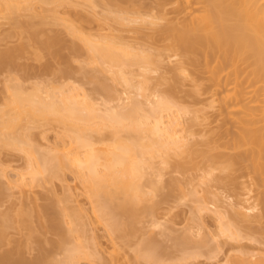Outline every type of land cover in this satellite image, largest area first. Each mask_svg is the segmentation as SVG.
Masks as SVG:
<instances>
[{
  "label": "bare ground",
  "instance_id": "1",
  "mask_svg": "<svg viewBox=\"0 0 264 264\" xmlns=\"http://www.w3.org/2000/svg\"><path fill=\"white\" fill-rule=\"evenodd\" d=\"M54 1L0 0V13H2L3 16L10 15L11 18L7 17L9 18V21L12 22L10 23L12 30L14 28V33H12L15 34V36H18L17 42H19L18 44H11V46H9V43H6V46L0 44L3 46H0V71L3 73L5 72L6 75L3 77L4 80L2 81V89L4 91L2 90V92L0 90L2 92L1 94H3V102L0 104V143L4 146L12 148L15 147V149L18 148L22 152H25V156L27 155L26 162L28 163V170L27 172H23L24 174L26 173L25 175L22 173L20 174L22 185H29L28 183H23L24 181L27 182L25 176L28 175V173L29 177H31L30 182L33 184L34 182L41 183L44 182V180L51 181L55 178H61V173L63 172L62 170L72 169V172L76 173L85 185L88 197H90V199L92 198L94 213L98 214V219H100L101 222L103 221V224H106L107 229L109 228L111 231L110 232L108 230L110 234L123 233V236H126L125 238L123 237V239H127L131 236V233L134 235L137 229L135 224L140 222H138L139 218L143 216L144 213H147L148 210V213L150 214L152 213L150 211L154 212V206H149L148 209L143 212L144 207H146L145 204L143 205L146 200V196L145 190L142 186V179L145 177L144 175L148 173L146 171H149V169L151 170L155 166L154 164H156L153 163V166L150 162H155L153 157L158 155L162 160L161 157L165 154L163 155L164 160L161 162L168 164L171 161V155L176 154L180 155L182 158L179 160L180 162H178L179 170H196L203 168L205 171L203 169L202 170L205 173L207 171L210 176L211 174L212 176H215V172L219 175L213 177L214 179L216 178L215 180L218 179L216 182L219 180V182H222L223 180L222 184L226 182V185L231 182V190H233L235 186L238 188L234 189L237 191L236 193L240 194L242 199L239 194L237 195L234 193L235 197L239 196V198L236 197L238 201L236 205L234 204L238 207H235L237 209L234 208L236 219L233 217V222H238L239 224L246 223L247 226H245V224L244 227H241L240 229L238 228V225H236L237 227L233 226L234 224L232 222L229 224L230 222L224 219V213L221 211V208L217 206L216 210L218 213L217 215L219 216L217 217L218 219H221V224L219 223L221 226H219V231H221L219 234H225L224 236L228 235L230 236V239L236 238L235 240H237L239 238L238 240H240L241 238H246V233L243 231L247 232L248 230H251V235H247L250 237L254 235L253 233H258V228H261L260 225L262 224V230H259L260 234L261 231L263 233V235H260V238L262 239V237H264V0H154L155 4H153V6L154 8L156 7V13L158 14L148 13L150 12L149 10L146 15H144L151 16L146 17L148 20L143 15L141 17V11H138L142 9H139L140 6H144V3L142 5L138 4L141 3V0H110V5H113L114 7H110L111 10L113 9L112 11L109 7H107V10L113 13V15L116 12L117 16H113L114 20L116 18V20L121 21L122 23L125 20L134 23L137 19H146L144 22L149 23L150 20V25L156 24L157 26L160 25L159 21H166L165 24L158 27L159 29L157 28V33L153 36L157 38L156 41L158 43L160 42V46L157 44L159 48H161V43L163 46L162 49L157 50L155 53L151 52L152 47L148 48V46H146V48L142 45V48L141 44H138V42V45H136L126 41L123 42L120 39L119 44V41L115 40L116 38H119L114 35H110V37L109 35L104 36L101 34L100 36V34H98L100 39L95 35L91 36V39V37L85 35V31H81L83 30L82 27L78 28L79 26H75L76 24L74 25L72 21H70V23L67 19H64V25L63 20L61 22V19H59L60 15H57V12H55L52 8L51 11L54 10L53 17L54 15H57L55 19L52 17L54 20H50L51 17H48L52 15V12H49L50 10L46 12H49V14L51 13V15L47 14L45 16L43 15L44 12H41V15L40 13L38 14V8L34 6L36 3L37 5L40 4L43 7L39 8V10L42 9L44 11V7H46V5H50ZM77 1L81 3L82 0H75L76 3H78ZM83 1L82 2L85 4V1H89L93 7L95 4H101L100 0ZM126 3H128V6L131 7V9H129ZM90 4L88 6L92 7ZM168 6L173 10L170 11V8H167ZM48 9L49 8H47V10ZM132 9H135L136 11ZM130 11L138 15L136 16L135 14L134 17V15H132L133 13H130ZM172 11H174L173 14L176 13V15H173ZM21 12H25L27 15H21ZM168 14L173 16L170 17ZM23 17L28 18L24 20ZM61 18L65 17L61 16ZM59 23V26L64 25L65 28L68 27L67 29L69 34L74 35L73 38H82L84 40H82V42L85 43V45L87 44L86 46L84 45V47H88L89 51H86L88 49H85L84 47L82 48V51L81 45L76 42H65L63 38H65V35L68 33L66 29H64L66 30V34L64 33V30H59V28L55 29L56 27H52V29L49 28V32L53 31L54 33H52L54 35L51 32H46L48 27L45 28L44 26L50 25L49 27H51V24H56L53 26H57ZM57 30L58 32H55ZM60 31H64L62 33L65 35L60 33ZM159 35L161 38L160 40L158 38ZM101 37L103 38L101 39ZM109 38L113 39L110 40ZM97 39L99 40L96 41ZM164 40L168 43L163 44V42H165ZM62 43L67 44L68 53L64 50V48L67 47L64 46L63 48L64 44ZM126 43L128 44L124 45ZM60 48L64 50L66 54H64ZM167 49H170V53L171 50L174 52L173 55L175 58L178 57L176 60L174 59L175 61L171 60V62L173 61L177 63H174V66L172 67V69L174 68L172 70L173 77L171 75L166 78V81L169 80V82H166L165 80L164 82H160L163 85L166 83L169 84L168 86H165V88L167 87L168 89L162 88L166 90L162 91V89L159 88V91L161 89V94L163 92L165 93L161 95L157 90L160 95L155 93L156 99L154 98V101V99L150 98V95L148 96L149 93H146L150 87V83L147 81H149L148 79L151 77L145 75L146 77L144 78H148L147 81H145L146 79L141 78L143 79L141 81L142 85L139 83L137 85V80H141L139 77L145 73H141V76L137 74L136 77L133 67L137 66L138 68H144L146 69V72H148V70H153V63L155 64V62H158L159 65V63H162L161 61H163V59L165 61L167 60L165 58L166 56H164L166 53H162V51ZM60 51L61 54L59 53ZM84 51L86 56L88 55L86 58L91 60L94 71L97 73L102 72V76L100 74H96L93 70H91L92 72L89 71L88 75L86 73L87 71H84L85 73L81 76L84 75L85 77L86 74V77H88L91 75V78L88 77L87 80L92 84H95L94 91L98 90L97 92L102 93L103 97L106 98L97 100L99 98L94 97V94L84 90L86 89L83 86L85 83H81L83 82L81 80L84 77L81 79L78 76L75 75L76 77H74L73 75L72 58L74 56L75 59H73L75 61L79 56L83 55ZM54 52H56V54ZM89 52L92 55H89ZM49 53H54L58 56L60 55L57 58L60 59L61 57L64 59V61H62L63 59H60L62 63H64L63 66L58 59L59 66L61 64V68L58 67V71L54 69L55 71L53 70V73H51L52 70H50L53 66L43 62V59H45L44 57H47L46 62L52 57V54L50 55ZM152 53L156 57L152 55ZM170 53L167 56L169 59L173 58V55ZM76 55L79 56L75 57ZM54 58L58 64L57 58L55 56ZM155 58L156 61L154 60ZM87 59H85V62H90L89 59L87 62ZM83 61L84 60H82L81 63L83 67H81V69L85 68ZM36 62H41L39 63L40 66L44 63V66H36ZM48 69L51 71L50 74L49 71L47 73ZM43 71L51 76L49 77L46 73H43ZM182 72L187 73L185 74L186 76ZM201 72H204V75H202L203 73L201 74ZM103 73H105V75H103ZM175 73L177 74L175 75ZM178 73L181 77L185 76V80L187 78L191 83L186 81L189 85L186 82L184 84V78L180 79ZM57 74H61L60 79ZM133 75L136 78L133 77ZM107 76H109V78ZM73 77L74 80L76 78V82L72 80ZM100 77L102 80L99 79ZM62 78L65 79L63 80ZM107 79H110L112 83L107 82L109 81ZM135 79H137L135 82L136 84L134 83ZM163 79H160V81H163ZM171 80H174V83H172ZM222 80L224 83H222ZM179 81L182 82L180 83V87L178 86ZM113 83H116L117 85L121 84L125 87L128 86L127 88L129 89L133 87L137 88V92H134L133 89H131V91L134 92L136 96L138 93L145 96L146 98L144 97V99H147L145 101L148 102L142 103L144 100H137L136 96H131V100L128 103H121L120 100H122L123 97L121 95L119 96V92L117 93L118 86L116 87ZM147 83L149 84L147 85ZM182 84H184V86L187 85L188 87H190L191 84V88L186 86L188 88L187 89L183 86V89V87L181 88ZM174 86L176 87L173 88ZM145 88L147 90H145ZM176 88L181 89L177 90ZM174 89L176 91H174L176 93L175 96H177L176 98L173 96L175 93H172ZM182 89L185 91L184 95H178L179 91H182L181 93H183ZM186 90L188 91V94ZM151 92L150 94L152 95L153 92ZM171 93L173 97L171 96ZM201 93L206 94L207 96L205 95L206 97L200 98L199 94ZM185 95L192 97V99L190 98L191 101ZM134 97L135 99H133ZM168 97H172V99ZM178 97H183L182 99L185 101L189 99V101L186 102L190 103L191 106L195 105L194 108H191L190 104H188L189 107L187 105L184 107L183 104H185V101L179 99ZM195 98L202 106L195 103ZM95 100L101 102H96ZM149 100H152L153 102L149 103ZM115 101L117 103H115ZM111 102H114V104ZM196 105H199V107H196ZM217 106H219L218 108L221 107V110L219 109V112L215 110L216 112L214 111V113L213 108L216 109ZM208 109H211L212 111H209ZM211 112L214 114L212 113L208 116V113ZM217 112L219 114L216 116H218L219 120L222 118L221 121L225 120L223 119L225 117H229V121L231 118V121H233L232 123L235 122L234 126L236 129H233V132L230 130L231 134L230 136L228 135L229 137H224L225 134L223 135L222 131L221 134L223 136L221 135L218 137L217 134V137L220 138V140H216L217 138H215L216 135L214 133H217L218 131V133H220L219 129L223 123H213L215 127H217L216 125H219L218 129H215V132L211 126L212 124L209 125L210 127L208 131V125L207 127L204 125V127H206V129L203 127V133L205 132L204 135L208 133L213 137L214 134L215 137L211 138V136H208L209 138L206 137V140H202L200 146L199 141L197 143L198 146L195 148L193 145V148L192 143L185 141L186 137L183 132L188 133L189 131V134H194V126H202L203 121L206 123L211 120L210 122L212 123L214 121H212V116ZM220 112L221 115L225 114L223 117L220 116L219 118ZM185 113H187V115L190 113V117L193 120L192 121L191 118L188 119L190 121V123L188 121V127L191 129L193 126L192 131H190V129L187 130V125H183L184 127L181 126L182 124H180V120L178 119L181 114L185 115ZM218 119L217 121H219ZM22 120L28 121V124L26 123L27 129H30L28 128V125L31 127L32 125L38 126L56 122L61 128H64H62L64 135L66 136L67 134L70 136L68 148L65 149L66 147L63 146L65 151L61 148L63 150V154L61 156V152H58L60 147L57 149L58 147H51V145L48 144L51 152L48 148H46L48 149L46 152L49 151L48 153L51 154L58 150V154L55 152V155H47L48 153L45 151H43L44 154H42V151L40 150L41 148L39 149L37 144L34 142L32 143L33 138L30 134L29 136L26 133H20L18 131ZM194 121L196 123H193ZM179 126L186 129H182L183 131H181V128H178ZM221 127L223 128V125ZM109 129H111V131ZM104 130H106L107 133L110 131L109 134H112H110V137L112 138L110 139V137H107L109 139L107 140L106 136H104V138L101 137V139L103 138L102 142L99 138L100 136H96L94 133L98 132L100 135L101 132L104 133ZM226 131L229 133L228 129H226L224 133H226ZM94 135L98 137L100 141L97 140ZM223 138L227 139L221 141ZM204 143L205 145H203ZM66 144L67 143L64 145ZM198 147L200 149H198ZM37 148L39 152L41 151V154H38ZM167 159L170 161L168 162ZM166 160L168 163L165 162ZM181 160L183 161L181 162ZM155 167L157 169V165ZM155 167L153 169H155ZM155 170L153 171L154 175ZM4 171V167L0 163V179L5 175L6 172L4 173ZM60 171L62 172L60 173ZM218 171H220V173H218ZM160 172L161 171H159L158 174H160ZM238 172L241 174L245 172L247 176L246 174L244 176L249 178V175V179L251 180H249L248 183H246L247 181L241 182L239 177L242 175H239V177L234 176L235 173L239 174ZM153 173H149L150 176L154 177V179L156 177L158 178L159 175L156 173L158 176L155 177ZM207 173L206 175H208ZM220 175L222 176L220 177ZM161 176L162 175L159 176L157 182L161 181ZM157 178L155 180H157ZM21 183H18L19 186H22L20 185ZM13 184L14 185H11L12 188H19L17 183L14 182ZM155 184L156 183H153V190L157 189L158 185ZM230 184L228 187L231 186ZM3 189L4 187L0 182V193H2V195L4 193L2 192ZM158 189L156 192L160 190ZM244 189L249 190V193H253L256 199L255 201H257L256 204L255 202L253 203L254 206L250 205L249 207H246L245 202H243L245 205L242 204L243 200L248 201L247 198L250 197L247 196L244 199L246 196L242 192ZM250 189L252 191H250ZM1 197L3 196H0V198ZM254 197L252 198L254 199ZM252 198L250 200H253ZM238 202L240 203V206L238 205ZM249 202L251 203V201ZM241 204L246 208L242 207ZM55 208L56 205L53 206V204L51 206H40L36 209L27 208L18 211L15 213L16 215L13 214L12 211L10 212V209H7L8 211L0 210V264H55V258L50 259V256L52 251L58 248L63 250L64 253L58 249L62 254H64V257L63 259L57 260V264L59 262L60 264H78L75 263L76 259L82 258V256L84 258L85 255L80 254L83 253L82 250L85 249V244H83V246L81 245V251H79L81 247H78V245V248L75 247L77 243H79V245L80 243L82 244V240L78 238L80 237V233L81 238L84 233V231H81V229L84 228H82L81 223L79 224L81 229L78 228L77 223L80 222V220H78L80 218H77L78 214H74L72 217L70 216V219H72L71 221H75V226L74 224L71 225L73 223H71V221H64L65 224L66 222L71 224H69L70 226L68 227H62L65 226L63 222L65 218L62 216L63 212L61 210H56ZM244 208L247 211H245ZM253 208H258V211L256 210L257 213H254L255 211ZM248 210H250V213ZM34 211H36L37 214H35ZM13 215H15V217L17 216V220H14ZM78 217L80 216L78 215ZM34 218L42 219L44 222L42 221L37 225H33L35 222ZM141 218L143 219V217ZM76 221L78 222L76 223ZM251 223H254L255 225L260 224L258 228L254 227V229H258L256 232L249 227H253L254 224L252 225ZM69 227H71V233H74V230H76L75 232H77L76 234L78 236L76 234L75 235L77 237L74 234H70L69 230L68 235L67 229L65 231V228ZM10 228L18 229L19 233L22 235L24 234L23 232L25 229L26 232L28 231L27 233L25 232L27 235L26 237L24 234L23 238H20L21 240H18L17 238L15 239V241L17 240V245H15L16 247L14 246L15 248L12 247V249H10L11 247H6V245H9L10 243H14V240L12 239V242L8 234V229ZM83 230H85V228ZM36 233L43 235L50 233L58 236L59 238L55 240L47 237L43 238L44 240L39 247L35 248L32 246V243L35 240L30 238ZM189 234L191 235V233H187V235ZM73 235L77 239H75ZM258 236L256 235V237ZM68 237L70 241L68 240ZM184 237H186L187 240L190 239V237L187 238L186 234ZM253 237L256 239L255 236ZM192 238L193 237L189 240V242L191 241V244L192 241H194ZM30 240L32 241L30 242ZM76 240L79 242H76ZM187 240L184 241V243L186 242L185 244L189 243H187ZM71 242H73V245L75 244L73 248H70L72 246ZM66 243H70L68 245L70 247L66 246ZM45 244L47 245L45 246ZM27 247H34L35 249H38V254L30 259L27 258L24 254L27 250H29ZM87 247L88 246H86V248ZM146 249H148V251ZM146 249L139 250L138 256L140 258L145 257L153 261L156 258L155 261H157V259L159 260L160 255L155 257L156 251L150 248ZM78 252L81 253L79 254ZM247 255H241V260L248 259L246 257ZM257 260H260V258ZM247 261L250 260L248 259ZM260 261L256 262L255 260L252 264L259 263ZM259 264H264V262H260Z\"/></svg>",
  "mask_w": 264,
  "mask_h": 264
},
{
  "label": "rangeland",
  "instance_id": "2",
  "mask_svg": "<svg viewBox=\"0 0 264 264\" xmlns=\"http://www.w3.org/2000/svg\"><path fill=\"white\" fill-rule=\"evenodd\" d=\"M50 1L52 2V0H50ZM55 1L53 3H51L50 5H48V6L46 5V7L49 8V9L47 10V8L44 7V9H45L44 11L42 9L39 10V8H43L40 4L37 5V3H36L34 6H36L38 8V9L37 8L36 9L39 11L38 14L40 13V15H41V12H44V14L43 13L42 14L45 15V16L47 14H49V12H52V15L50 13L49 15H51V16H48L49 18L51 17L50 20L52 19L53 11L55 10V12H57L56 14L60 15L59 19H61V22L63 20V23H64V19L65 20L67 19L69 22L72 21L74 23V25L76 24L75 26H77V25L79 26V27L77 26L78 28L82 27L83 30H81V31H85L84 33H86L85 35H88V37H91V36L95 35L97 38H99L98 34H100V36H101V34H103L104 36L105 35L106 36L107 35H109V36L110 35H114V36H117L119 38V39H117L116 37H115L116 39L114 38L115 40H118V41L121 39V41H123V42L126 41V42H130V43L136 44V45L141 44V47H142V45H144V47L148 46V48L152 47L151 52H154V53L157 50L162 49V47H163L162 43H161V48H159V46H160L159 43L160 42L158 43L156 41L157 38H155L153 36H155V34L157 33V28L162 26L163 24H165L166 21L163 22V21H159L158 20L159 23H160V25H158V26L156 24H154L156 26H154L152 24H151L152 25L151 26L149 24L150 20H149V23L148 22H144L146 19L148 20V18H146V17L149 16V15H147V16H144V15H146V13L149 10H150V12H148V13H155L156 15L158 14V13H156V7L154 8V6H153V4H155L154 0H141V3H138V4H141V5L144 3V6H142V7L138 6L139 9L142 8L141 10H138V11H141V13H140L141 17L143 15L146 19H144V20L142 19L143 21L137 19V21H134V23H132L131 21H127V20H125L126 22L124 21L125 23L124 22L122 23L121 21L116 20V18H115V20H116L115 21L113 16L114 15L117 16L116 12L113 15V13H111L109 10H107V7L110 8L111 6H113V5H110V2H109L110 0H100L101 4H99V3H98V5L95 4L96 6L94 5V7L90 4L89 1H85L86 4L83 3L84 2L83 0H82L83 2L80 0L82 4L80 2H78V1H77L78 3H76L75 0H73V1H71V0H57L56 2ZM38 3H39V1H38ZM89 4L92 7H89L88 6ZM126 4L128 6V3H126ZM106 5H108V6H106ZM193 5H191V6H193ZM39 6H41V7H39ZM127 6H124V7H127ZM170 6H172V5H170ZM0 7H1V4H0ZM174 7H175V5H174ZM193 7H195V6H193ZM51 8L54 9V10L51 11ZM167 8H170V11L173 10L169 6ZM129 9H131V7H129ZM110 10H111V8H110ZM132 10L136 11L135 9H132ZM46 11H49V12H46ZM192 11H193V8H192ZM18 12H20V11H18ZM25 12H26V10H25ZM25 12H23V13L21 12L22 14L21 13L20 14L21 15H27ZM131 12L132 11H130V13ZM173 12L174 11H172V14H173ZM132 13H133L132 15H134V17H135L136 13L135 14H134V12H132ZM155 14H153V15H155ZM57 15H54L53 18L55 19ZM137 15L138 14H136V16ZM168 15L171 17L173 15H176V13L173 14V15H171V14H168ZM4 16L2 15V13H0V44L5 45L6 43H9L10 44V45L8 44L9 46H11V44L12 45L16 44V43L18 44L19 43V42H17L18 41V36H15V34H13L14 33V28L12 30V27H11V24H10L12 22L9 21V18H8V17H10V15H4ZM18 16H20V15H18ZM61 16L65 17V18H61ZM106 17H108V18H106ZM149 17H151V16H149ZM23 18H24V20H26L28 17L27 18L23 17ZM54 19H52V20H54ZM35 20H33V21H35ZM30 21H32V20H30ZM68 21H67V23H68ZM58 22H60V21H58ZM119 22H121V23H119ZM48 24H50V23H48ZM56 24H51L52 25L51 27H49L50 25L49 26H44L45 28L48 27V29H46V32L47 31L49 32V30H50L49 28L52 29V27H56L55 29L59 28V30L60 29L61 30L66 29L67 32H68V29H67L68 27L65 28V26H64L65 23H64V25H61V26H59L60 23L57 26H53V25H56ZM67 26H68V24H67ZM41 28H42V26H41ZM66 30H64L65 32L64 31H62V32H64L66 34ZM55 32H58V30L55 31ZM62 32L60 31V33H62ZM65 34H63V35H65ZM67 34H69V32ZM67 34L65 35V38H63L65 42L67 41V42H71L72 43V41H73V42H76L79 45H81V49L84 47L85 43L82 42V40H83L82 38L81 39H78V38L76 39V38H73L74 35H72V34L67 35ZM156 37H158V36H156ZM102 38L103 37H101V39ZM158 38H159V40L161 39L160 35H159ZM91 39H92V37H91ZM99 39H97L96 41H98ZM109 39L111 40L113 38H109ZM106 40H107V37H106ZM118 41H116V42H118ZM123 42H121V43H123ZM137 42H138V44H137ZM118 43L120 44V41ZM164 43L167 44L168 42L165 41V42H163V44ZM62 44H64L63 48H64V46L67 47V48H64V50H65L66 53H68L67 52V50H68L67 44L66 43H62ZM68 44H70V43H68ZM127 44L128 43H126L124 45H127ZM2 45H0V46H2ZM136 47H138V46H136ZM86 48L88 49V47H86ZM153 49H154V51H153ZM60 50H62V49L60 48ZM64 50H62V51H63L64 54H66L64 52ZM169 50L168 49L164 50L165 52L162 51L163 54L166 53V54H164V56H166L165 58L167 60L165 61L163 59V61H161L162 63H159V65H158V62H155V64L153 63V65H154V66H152L153 70H148V72H146V69H144V68L143 69L142 68H138L137 66L133 67V71L135 72L136 77H137V74H139V76H141V73H143V74L145 73L144 75L139 77V79L143 78V79H146L145 81H147L148 78H144V77H146V76H150L151 77L150 79H148L149 81H147V82L150 83V84L147 83V85L149 84L150 87L149 86H148L149 88L146 87V88H148V90L145 88V90H147L146 93H149L148 96L150 95L151 99H154L156 97L155 95L158 93L157 90L159 91V88L162 89V88H165V86L169 85V84L166 83L167 81L169 82V80L166 81V78L171 76V75L173 77L172 70L174 68L172 69V67L174 66V63L175 64L177 63V62H173V61H175L178 57L175 58V56L173 55L174 52H172V50H171V53H170ZM82 51H83V49H82ZM86 51H89V49L86 50ZM54 53L56 54V52H54ZM54 53H49L50 55L52 54L53 58L52 57L49 58L50 57V55H49V57H48L49 60H47L48 63L46 62V58L47 57H44L45 59H43L44 63L51 64L53 66V67L51 66L52 68H50V70H52V72L49 69L47 70V73L49 71V74H50V72L53 73L55 70L58 71V67L61 68L60 67L61 64H62V66L64 65V63H62V61H64V59L60 57V59H63L61 61L59 58H57L60 55L58 56V55H55ZM59 53L61 54V51ZM169 53L173 55L172 56L173 58H170V59L167 58ZM89 55H92V54H90V52H89ZM152 55H154V54L152 53ZM54 56L57 58V60L58 59L60 60V63H61L60 66H59V60H58V64H57V61L55 60ZM78 56L79 55H76L75 57H78ZM86 57H88V55L86 56L85 51H84L83 55L79 56L78 59H76L75 61H74L75 58L73 56L74 59L72 58V61H73V65L72 66H73V72H74L73 75H74V77L78 76L79 78L82 79L84 77V75L83 76H81V75L83 73H85L84 71H87L86 72L87 75L89 74L88 73L89 71L90 72H92L91 70L94 71V69L92 68L91 60L88 58L90 60V62H88L89 60ZM162 58H164V57H162ZM85 59H87L88 63L85 62ZM82 60H84L83 63L85 64V65L83 64L84 67H85L84 69H81V67H83L82 64H81ZM154 60L156 61V58ZM171 60H173V61L171 62ZM53 62H55V63H53ZM33 63H34V61H33ZM36 63H35L36 66H40L39 63H41V62L37 63L38 65ZM44 63L41 64L40 67H43ZM175 67H176V65H175ZM94 68H96V67H94ZM71 70H72V67H71ZM1 72L2 71H0V90L2 91L3 90L2 89L3 88L2 81L4 80L3 77L6 76V75H5V72L4 73L3 72L1 73ZM43 73H46V72L43 71ZM95 73L101 75L102 72L101 73L95 72ZM176 74L177 73H175V75ZM180 74H181V71H180ZM180 74H179V76H180L179 78L180 79L184 78L183 79L184 80V82H183L184 84H185L186 81L190 82L187 78L185 80V76H186L185 74H187V73H183L185 75L184 77L183 76L181 77ZM201 74L204 75V72H201ZM57 75H59V74H57ZM87 75L85 74V77ZM103 75H105V73H103ZM90 76H88V77H90ZM58 77L60 79L61 74ZM74 77H73L72 80L74 82H76V78L74 80ZM85 77L81 80L83 82L79 81V82H81L83 84L85 83L83 86L86 89H84V90L85 91L87 90L89 93L94 94L95 95L94 97L99 98V99L96 98L97 100H101L102 98H106V97H103L102 93L97 92L98 90L94 91L95 84H92L91 82H89L87 80L88 77H86V79H85ZM107 77L109 78V76H107ZM133 77H135V76L133 75ZM172 77H170V78H172ZM99 79L102 80L101 77ZM137 79H135L134 83L136 82ZM143 79L137 80V82H136L137 85H138V83L142 85L141 81ZM160 79H163V81L162 80L160 81ZM107 80H109L107 82H111L110 79H107ZM164 80L166 81L165 82L166 84L164 83L165 85L160 83V82H164ZM173 81L174 80H171L172 83H174ZM224 81H225V79H224ZM224 81L222 80V83H224ZM81 83H80V85H81ZM180 83H182V82L179 81V85H178L179 87H180ZM113 84H115L116 87L118 86L117 87V89H118L117 93L119 92V96L121 95L123 97V99L121 97V99L123 100V101L120 100L121 103L122 102L128 103L131 100L130 99L131 96H136L134 92L135 91L137 92V88L133 87V88L129 89V88H127L128 87L127 85H126L127 87H125V86H123L121 84L120 85H117L116 83H113ZM113 84H111V85H113ZM184 84H182L181 88L184 86ZM225 84H226V81H225ZM141 85H139V86H141ZM83 86H82V88H83ZM186 86L187 85H185L184 87H186ZM224 86H228V85H224ZM135 87H137V86H135ZM175 87L176 86H174L173 88H175ZM184 87H183V89H184ZM188 88H191V84H190V87H188ZM131 89H133L134 92H132ZM161 89L159 91L160 94H161ZM180 89H177V90H180ZM223 89H224V87H223ZM163 90L164 89H162V91ZM1 91H0V100H2V97H3L2 95L3 94H1V93L4 90L2 92ZM164 91H166V90H164ZM174 91H175V89L172 91V93ZM150 92L152 93V95L150 94ZM181 92L179 91L178 92L179 94L178 93L177 94L178 95H184L185 91L183 90V93H181ZM164 93L165 92H163L162 94H164ZM172 93H171V96H172ZM187 94H188V91H187ZM201 94L204 95V96H202ZM201 94H199L200 98L201 97L203 98V97L207 96L206 94H203V93H201ZM175 95H176V93L173 96H175ZM128 96H129V98H128ZM185 96H183V97H185ZM136 97H137V100H144L142 103L148 102V101H145V100H147V99H144L145 96H142L139 93L137 94ZM172 97H168V98L172 99ZM176 97L177 96H175V98ZM183 97H181V98L178 97V98L183 100V101H185L184 99H182ZM186 97H188V96H186ZM175 98H173V99H175ZM188 98L192 99V97H188ZM133 99H135V97ZM155 99H154V101H155ZM189 99H187L186 101H189ZM191 99H190V101H191ZM149 101H150L149 103L153 102L152 100H149ZM186 101L184 102L185 104H183V106L185 107L187 105L189 107L188 104H190V103H187ZM195 101L194 102L196 104L199 102V101L196 100V98H195ZM200 101H201V99H200ZM2 102H3V100L0 101V104ZM96 102H101V101H96ZM203 102H200V103H203ZM111 103L114 104V102H111ZM115 103H117V102L115 101ZM192 103H193V101H192ZM199 105H196V107L197 106L199 107ZM143 106H145V105H143ZM150 106H151V104H150ZM194 106L195 105L191 106V104H190L191 108L192 107L194 108ZM200 106H202V105H200ZM218 107L219 106H217V108ZM217 108L216 109L213 108L214 109L213 112L215 110L218 111V112L221 110V107L218 108V109ZM211 109H208V110L210 111ZM213 112L208 113V116H210L209 114H212ZM218 112L215 115H213V116L211 115L213 119L210 117L212 119V121L214 120L216 122L213 121L211 123L210 122L211 120H210V121L206 122V123H208V122H210V123L206 124L203 121L202 122V126L199 125L200 127L197 126L196 124H193V125H196V126H194V130L192 129L193 126H192L191 129L188 127L189 126L188 125V121H189L188 119L191 118L190 117V113H188V115H187V113H185V115L181 114L180 117L178 116L179 117L178 119L180 120V124H182L181 126L187 125V127H188L187 130L190 129V131H192V130L195 131L194 134H189V131H188V133L187 132H185V133L183 132V134L186 137L185 141H187L188 143L189 142L192 143V146L194 145L195 148H196L198 146L197 143L200 141L199 142V146H200V143L202 142V140L205 139L208 136H211V138H214L215 135H216V137H215V138H217L216 140H220V138H218V137L221 136L222 134L223 135L225 134L224 137H226V136L229 137L231 132H233L236 129L235 126H234L235 122L232 123L233 121H231V118H230V121H229V117L223 118V119H225L223 121H221L222 118L219 120L218 116H216L217 114H219ZM221 112H220L219 118H220V116L223 117V115L225 114L224 113L223 115H221ZM214 116H216V117H214ZM208 119H209V117H208ZM217 119L219 121H217ZM191 120H192V118H191ZM181 121H182V123H181ZM27 122L28 121H25V120H22L20 122L21 125H20V128L18 130L20 133H26L28 135L30 134L31 137L33 138L32 139V143L34 142L35 144L38 145L39 149L41 148L40 150L42 151V154H44L43 151L46 152V150L49 149V147H50V146L48 147V144H49V145H51V147L52 146L58 147L57 149H59V147H60L59 151L56 150L55 152L57 154H58V152H61V156H62L63 150H64L63 146H65L66 147L65 149H67L68 146H69L68 142H69V139H70V136H68L67 134H66V136L64 135V132L62 130L63 127L61 128L60 125H58L56 122H51V123L46 124V125L42 123L43 125H38V126L32 125L31 127L28 125V128H30V129H27L26 128V126H27L26 123ZM189 123H190V121H189ZM193 123H196V122L194 121ZM199 123H197V124H199ZM213 123L214 124L223 123V124H221V126L223 125V128L220 126V129H219L220 133H218L219 131L217 130L218 132L214 133L215 135L213 134V137H212V135H209L207 132H206L207 134L204 135L205 134V132L203 133L204 125H206V127L208 125L207 131L209 130V127H210L209 125L210 124H212L211 126L214 129V132H215V129H218L219 125H216L217 127H215V125H213ZM33 126H35V127H33ZM181 126L178 127V128H181V131H183L182 129H186V128H182ZM206 127H204V128L206 129ZM221 128H222V130H221ZM226 129L229 130L228 131L229 133H227V131H226L227 134L224 133ZM109 130L111 131V129H109ZM230 130H231V132H230ZM222 131H223V133H222ZM109 132L107 133V131L104 130V133L101 132L102 134L100 133V135H99L98 132H97L98 134L97 133H94V134L96 136H100L99 137L100 139H101V137L104 138V136H106V139L109 140L108 138L110 137V134H111V133L109 134ZM183 134H181V135H183ZM217 134H218V137H217ZM95 135H94V137H96ZM99 138L96 137V139L100 141ZM111 138L112 137H110V139ZM102 139H101V141H102ZM106 139H105V141H106ZM224 139L225 138L221 139V141L224 140ZM208 141H209V139H208ZM65 143H67V144L64 145ZM205 143H206V141H205ZM205 143L203 145H205ZM2 145L0 143V163L4 167V170H5L4 173L5 172L6 173L0 179L1 180L0 181L1 184L4 187V189L2 191V192H4L3 195H2V193H0L1 194L0 196H3V197H1L2 199L0 198L1 199V201H0V210L8 211L7 209H10L9 211L10 212L12 211L13 214H15L18 211H21V210H24V209H27V208L36 209V208H38L40 206H43V207L46 206V205H48V206L50 205L51 206L53 204V206L56 205V208H55L56 210H61L63 212L62 216H64V218H65V220H63V222L64 221L70 222L72 220V219H70V216L72 217V215H74V214L77 215L78 214L80 216V217H78V215H77V218H80V219H78V220H80L79 223H77L78 221H76V223L78 224V228L81 229L79 227L80 226L79 224L81 223L82 228L84 227L85 230H83L84 228L81 229V231H84V233L82 232L83 233L82 234V238H81V233L78 231L80 233L79 234L80 237L78 239L82 240L81 241L82 244L80 243V245H79V243H77L76 245L75 244L74 245H75L76 248L81 247V245L83 246V244H85L88 247L86 248V246L84 245L85 249L82 250V247L80 248V250L77 249L79 251L82 250L83 253H81V252H78V253L79 254L81 253L80 255H85V256H84V258H83V256H82V258H79V259L77 258L78 260L76 259L75 263H78V264H252V262L255 261V260H256V262L260 261V260H261L260 261L261 263L264 262V237L261 236L262 237V239H261L260 235H263V233H262V231H261V234L259 233V230L260 229L262 230V224L261 225L260 224H258V225L256 224L257 225L256 226L254 224L256 222L253 223L254 225L251 223L253 225V227L252 226H249V227H251L254 232H256V230H258V229L259 230H258V233H253L254 235H252L250 237H248L249 236L248 234H250L251 230L250 231L248 230L249 233H248V231L245 232V231L242 230L244 233H246V238H244V239L241 238L242 240L241 239L238 240L239 238L237 240H235L236 238L235 239H230V236H228V235L224 236L225 234H219V232L221 231V230L219 231V226L221 224V221H220L221 219L220 218L218 219L219 216L217 215L218 213H217V210H216L217 206H219L221 208V211L224 213L223 217H224L225 220L230 222L229 224H231V222H232L234 224L233 226L237 227L236 225H238V228H240V229H241V227H244V225L246 224V223L245 224H243V223L239 224L238 222H233L234 221L233 217H235V214H236V213L234 214V212H235L234 208L238 207V206H235L237 204V201H238V199L236 197L239 198V196H240V194L236 193L237 191L235 190V189H238V188L235 186L234 187L235 189L233 188V190H234L233 191V190H231V188H232V185L230 184L231 182L229 183L231 185L230 187H228L229 184H227V185L225 184L226 182H224L225 185L222 184L223 180H222V182H219L220 181L219 180L218 181L219 183L216 182L218 179L215 180L216 178L214 179L213 177H215L218 174L214 171L215 172V176L214 175L212 176V174L210 176L207 173V171H206V173L209 175L208 176L204 172L205 169H203L202 167L201 168L204 171L202 169H196V170L195 169H193V170L186 169L187 171L185 169H182L183 171L185 170L184 172L180 169L181 170L180 171L178 169V167H179V163L178 162H180L179 160L182 159L180 155L172 154L171 155V161L169 159H167L168 162L170 161V163H168L167 160L165 161L168 164L162 163L163 162L162 160H164L163 159V157H164L163 155H165V154L162 155V157H161L162 160L160 159L159 155L156 156L157 158L153 157L155 162L154 161L152 162L150 160L151 161L150 163H152L151 165H153V163H156L154 165L155 166L157 165V169L159 171H161V172H160V174H158L159 171L153 165L155 167V169L157 170V172H156V170L153 169L154 167L152 168L153 171L155 170V175H154L152 169L151 170L149 169V171H146L148 173L146 175H144L145 177L143 176L144 178L142 179V184H143L142 186H143V189L145 190V196H146L145 197L146 200L143 203V205L145 204L146 207L143 206L144 207L143 212L146 209H148L149 206H154L153 207L154 212L150 211V212H152L150 214V213H148V211H149L148 210L147 213H144V215L141 216V217H143V219L140 217L139 220H138V222L139 221L140 222L138 224H135L137 229H136V231L134 229V231H135L134 235H133V233H131V236L129 238L123 239V237L124 238L126 237L125 235L123 236V233H120V234H117V233L113 234L112 233V234H110L109 233L110 230H109V228L107 229L106 224H103L102 223L103 221L101 222L100 219H98L99 218V217H97L98 214L94 213L92 198L90 199V197H88L85 185L82 183V181L78 177V175L76 173L72 172V169L71 170H69V169L62 170L63 172L60 171V173L62 172L61 173L62 174L61 178H55V179H53L51 181L44 180V182H41V183H37V182L33 183V181H32L33 184H31V182H30L31 181V177H29V173H28V175L25 176V179H27V182L24 181L23 183H25V184L28 183L29 185L24 186V184L22 185V183H21L22 180L20 178V176H21L20 174L21 173L24 174L23 172H27V170H28V165H27L28 163L26 162V159H27L26 156L27 155L25 156V152H22L18 148L15 149V147L12 148V147H9V146H4V145L2 146ZM194 146H193V148H194ZM56 147H55V149H56ZM38 148H37V150H38ZM44 148H45V150H44ZM46 148H48V149H46ZM198 149H200V148L198 147ZM172 150H174V149H172ZM41 151L39 152V150H38V154L39 153L41 154ZM48 152H46V153H48ZM50 152H51V150H50ZM55 152H53L51 154L55 155L56 154ZM174 153H176V152H174ZM51 154L48 153L47 155H51ZM183 160H181V162ZM148 168H150V167H148ZM188 170H190V171H188ZM149 173L150 174L153 173V175L155 177L158 176V175L159 176L162 175L160 177L161 181L157 182L159 176H158V178L156 177L157 180H155L156 178L154 179V177L150 176ZM218 173H220V171H218ZM238 173L239 174L235 173L234 176L235 177H239V175H242L243 177L242 176L239 177L241 179V182L242 181H244V182L247 181L246 183H248V181L251 180V179H249L250 178L249 175H248L249 178L246 177L247 174L245 172L243 174H241L240 172H238ZM221 174H223V173H221ZM245 174H246V176H244ZM221 176L222 175H220V177ZM19 178H20V180H19ZM240 179H239V181H240ZM236 181H237V179H236ZM14 182L17 183V184L20 182L21 183L20 185H22V186H19V184H18L19 188H17V187H15L16 189L12 188L11 185H14L13 184ZM153 183H156L159 186L160 190L158 189V186H157V189L159 191L156 192L157 189L153 190ZM250 191H252V190L250 189ZM242 192H243V194L246 195L244 197V199L247 196H250L249 198H247L248 201H244L243 200L242 204L245 205V203H246V207H249L250 205L254 206L253 203L255 202V204H256L257 201H255L256 199H255L253 193L252 192L249 193V190H247V189L242 190ZM242 192H240V193H242ZM234 193L237 194V195L239 194V196L235 197ZM243 194H241V195H243ZM251 196L254 197V199ZM240 198L242 199L241 196H240ZM251 198L253 200H250ZM249 201H251V203ZM243 202H245V203H243ZM238 205L240 206L239 202H238ZM243 205H242V207H245ZM255 206H257V205H255ZM258 207H259V205H258ZM245 208H244V210L247 211ZM235 209H237V208H235ZM257 209L253 208V210L255 212L253 210L252 211L254 213H257V211H258ZM249 211L250 210H248V212ZM34 213L37 214L36 211H34ZM58 213L60 214L59 211H58ZM15 215H13L14 216V220L15 219L17 220V216L15 217ZM64 218H62V219H64ZM34 219H35V222L33 223V225H37L39 222L41 223L43 221L42 219H37V218H34ZM235 219H236V217H235ZM67 222H66V224L64 222L65 226H62V227L70 226L69 224H71L73 221H71V223H69V224ZM74 222L71 225L74 224V226H75ZM259 225H260L261 228H258ZM245 226H247V224ZM71 227L65 228V231L67 229L68 235H69ZM76 227H77V225H76ZM254 227H257L258 229H254ZM74 229H75V227H74ZM20 230H23V229H20ZM68 230H69V232H68ZM75 231L76 230H74V233H71L72 232L71 231L70 234H74L75 235L77 233ZM25 232H26V229L23 232L25 234V237H26L27 236L26 233L28 231L26 233ZM187 233H191L192 236L190 234L187 235ZM8 234H9V237H10L11 241H12V239L14 240V243H10L9 245H6L7 248L11 247L10 249H12V247L17 245L16 244L17 240L15 241L16 238L19 240L20 238H23V236H24V234L22 235L21 233H19V230L16 229V228L8 229ZM185 234H186L187 238L190 237V236L193 237L192 240H194L195 242L192 241V244H191V241L189 242L191 237H190L189 240H187L186 237H184ZM258 234H259V236H258ZM74 235H73V237H74ZM120 235H121V237H120ZM242 235H243V233H242ZM256 235L258 237H256ZM20 236H22V237H20ZM253 236H255L256 239H254ZM46 237L47 238H52L54 240L59 238L58 236L50 234V233H48L47 235L37 234L36 233V234H34V236H32L30 238L32 240L33 239L35 240V241H33L32 246H34L35 248L39 247V245L44 240L43 238H46ZM69 237H68V240H69ZM127 237H128V235H127ZM251 237H252V239H251ZM74 238H73V240H74ZM75 239H77V238H75ZM32 240H30V242ZM185 240H187V243L188 242L189 243L185 244L186 243V242L184 243ZM69 241H67V242H69ZM76 242H79V241L76 240ZM76 242H74V243H76ZM72 243L73 242H71V244ZM66 244H67L66 246H68L70 243H66ZM46 245L47 244H45V246ZM74 245L72 244L71 247L70 246H68V247L73 248ZM77 245H78V247H77ZM30 247L29 248L27 247L29 250H27L26 253H24L26 255V257L29 258V259L34 257L35 255H37L38 252H39L38 249H35L34 247L33 248H30ZM48 247H49V245H48ZM146 248H150V249H153L154 251H156L155 257L157 255L158 256L160 255L159 260L157 259V261H155L156 258H155L154 261L153 260H149V258H145V257H144L145 259L144 258H140L138 256L139 250L140 249H142V250L144 249L145 250ZM58 249L63 252L62 249H60V248H58ZM58 249L53 250L52 253H51V256H50L51 257L50 259L55 258L56 260L54 259V261H56V262H57V260L63 259V257H64L63 256L64 254H62ZM146 250L148 251V249H146ZM149 251H151V250H149ZM22 252H24V251H22ZM84 252H86L87 254L84 253ZM243 254L244 255L248 254L246 257L250 261H247L248 259L241 260L242 256H244ZM139 255H140V253H139ZM246 257H243V258H246ZM258 258H260V260H257ZM15 260H17V259H15ZM56 262H55V264H57ZM259 263H256V264H259ZM58 264H60V262ZM61 264H63V263H61Z\"/></svg>",
  "mask_w": 264,
  "mask_h": 264
}]
</instances>
